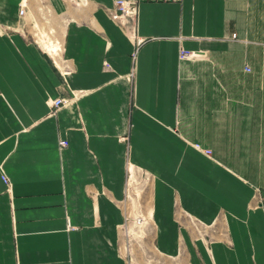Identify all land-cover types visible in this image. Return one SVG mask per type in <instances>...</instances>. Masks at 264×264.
Instances as JSON below:
<instances>
[{"label":"crops","instance_id":"obj_1","mask_svg":"<svg viewBox=\"0 0 264 264\" xmlns=\"http://www.w3.org/2000/svg\"><path fill=\"white\" fill-rule=\"evenodd\" d=\"M48 1L57 54L0 34V264H126L130 168L167 257L264 264V0L144 2L134 35L115 0Z\"/></svg>","mask_w":264,"mask_h":264},{"label":"rangeland","instance_id":"obj_2","mask_svg":"<svg viewBox=\"0 0 264 264\" xmlns=\"http://www.w3.org/2000/svg\"><path fill=\"white\" fill-rule=\"evenodd\" d=\"M22 6H25L24 8H26V14L20 16L19 12ZM47 6L50 7L48 0H20L18 5L19 10L17 27L15 28L7 24L0 23V34L10 35L12 32L19 31L26 34L31 40L38 42L40 35H42V32L47 33L49 31H52L51 27H54L61 22L60 18L55 16L52 12V8L50 7L51 10L49 11ZM50 41L51 38L47 39V43H49ZM56 45L58 46V44ZM58 47L60 48V46ZM132 170L135 171V173L138 175L136 177H138L139 179L141 178V180H138L137 185H135L133 189H130V187L128 186V197L126 199V203H128L127 211H129V214L126 218L125 224L120 230L121 241L119 246L120 253L125 258V263L183 264L179 258H171V256L167 257L165 253L156 245V230L152 213L147 226L142 228L141 226L143 225V222H141L140 224L136 223V219H138L140 215V210H144L143 208H145L146 206L150 208L151 179L149 172L143 169L130 168V176L132 174ZM0 173L1 176H6L2 167H0ZM130 176L128 178V185ZM142 180H145L148 186V192L145 199L142 198L141 195L142 191L146 188H144ZM6 185L8 188H10L11 183L8 182V184ZM130 190L133 193H131ZM263 196L264 195H260L259 190H256L253 197V202L257 205L264 206V199H262Z\"/></svg>","mask_w":264,"mask_h":264},{"label":"built area","instance_id":"obj_3","mask_svg":"<svg viewBox=\"0 0 264 264\" xmlns=\"http://www.w3.org/2000/svg\"><path fill=\"white\" fill-rule=\"evenodd\" d=\"M181 0H115L114 7L109 10L112 20H114L122 29L130 30L131 34L134 35V28L129 25L130 20H134L139 11V5L144 2H163V3H176ZM22 6L20 9V16L26 14V8ZM143 43V39L135 36V44L139 47ZM262 51L264 53V44L262 45ZM191 56L190 52L186 50H180V59H186ZM71 104L70 100L62 97L55 98L51 103L52 113L57 112L62 107L69 106ZM59 146L64 148L67 146L65 140L59 142ZM4 183L8 184V179L6 176H2ZM264 199V196L262 197Z\"/></svg>","mask_w":264,"mask_h":264},{"label":"bare ground","instance_id":"obj_4","mask_svg":"<svg viewBox=\"0 0 264 264\" xmlns=\"http://www.w3.org/2000/svg\"><path fill=\"white\" fill-rule=\"evenodd\" d=\"M40 32V31H39ZM52 32V31H51ZM41 33V32H40ZM46 34L47 33H45V32H42V35H40V40L42 41V40H44V41H46V39H50L51 37H49V36H46ZM39 37V36H38ZM47 37V38H46ZM53 44V41H52V39H51V41L48 43V44H46V45H44V47H45V50L50 54V55H55V54H57L58 53V49H59V47L57 46V45H55V47H53L54 45H52ZM49 45V46H48ZM138 180H141V178L139 179L138 177H136V175L135 174H133V175H131V177H130V179H129V187H130V189H133V187L135 186V185H137V183H138ZM143 182H142V184L144 185V190L142 191V198H146V194H147V192H148V186H147V182L145 181V180H142ZM148 185H149V183H148ZM131 191V190H130ZM131 193H133L132 191H131ZM135 194V193H134ZM133 194V195H134ZM137 195V194H136ZM136 197V196H135ZM143 202V201H142ZM144 210H140V215H139V218L138 219H136V223L137 224H140L141 222H143L142 224V228L143 227H145V226H147L148 225V221L150 220V216H151V214H150V209H149V207L148 206H146L145 208H143Z\"/></svg>","mask_w":264,"mask_h":264}]
</instances>
